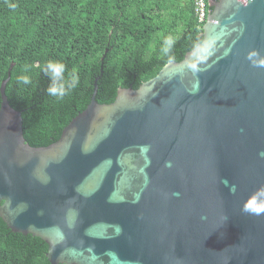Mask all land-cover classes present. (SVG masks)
I'll list each match as a JSON object with an SVG mask.
<instances>
[{
  "label": "water",
  "instance_id": "95a60500",
  "mask_svg": "<svg viewBox=\"0 0 264 264\" xmlns=\"http://www.w3.org/2000/svg\"><path fill=\"white\" fill-rule=\"evenodd\" d=\"M203 39L49 145L1 83L0 216L51 264H264V0H209ZM252 52L259 57L249 59ZM108 53L102 56L103 63Z\"/></svg>",
  "mask_w": 264,
  "mask_h": 264
},
{
  "label": "trees",
  "instance_id": "16d2710c",
  "mask_svg": "<svg viewBox=\"0 0 264 264\" xmlns=\"http://www.w3.org/2000/svg\"><path fill=\"white\" fill-rule=\"evenodd\" d=\"M202 30L194 0H0V87L14 63L6 86L9 102L23 111L26 140L49 145L90 103L97 76L96 100L110 103L119 87L138 88L167 62L182 60L202 41ZM169 37L173 45L164 54ZM49 60L65 65L66 80L78 79L62 98L47 92L50 79L43 67ZM20 75L31 83L18 82ZM48 247L32 233L14 231L0 216V264H50Z\"/></svg>",
  "mask_w": 264,
  "mask_h": 264
},
{
  "label": "clouds",
  "instance_id": "9594fccd",
  "mask_svg": "<svg viewBox=\"0 0 264 264\" xmlns=\"http://www.w3.org/2000/svg\"><path fill=\"white\" fill-rule=\"evenodd\" d=\"M172 45H173L172 38L171 37L166 38L163 42L161 51L164 54L170 53ZM259 56L260 54L256 52H252L249 55V59H253L254 57H259ZM253 62L257 66L264 67V58L254 59ZM43 72L50 79V84L47 88V92L49 95L54 97L62 98L66 94L67 89L74 88L78 83V79L75 76H72L70 79L67 80L65 79V65L59 61L49 60L44 65ZM17 80L18 82L23 83L25 85L31 83L30 78L26 75H20L19 77H17ZM244 211L253 214H261L264 213V205L258 207H252L246 202L244 206ZM25 234H29V233H25ZM59 264H63V263H59Z\"/></svg>",
  "mask_w": 264,
  "mask_h": 264
},
{
  "label": "built area",
  "instance_id": "2783aa9c",
  "mask_svg": "<svg viewBox=\"0 0 264 264\" xmlns=\"http://www.w3.org/2000/svg\"><path fill=\"white\" fill-rule=\"evenodd\" d=\"M195 3V15L199 27H203L209 14V0H194Z\"/></svg>",
  "mask_w": 264,
  "mask_h": 264
}]
</instances>
